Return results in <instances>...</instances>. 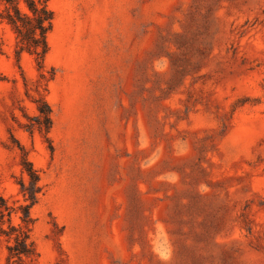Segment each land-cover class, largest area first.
<instances>
[{
	"label": "rangeland",
	"instance_id": "obj_1",
	"mask_svg": "<svg viewBox=\"0 0 264 264\" xmlns=\"http://www.w3.org/2000/svg\"><path fill=\"white\" fill-rule=\"evenodd\" d=\"M49 5L53 150L0 25V193L24 202L22 146L40 264H264V0Z\"/></svg>",
	"mask_w": 264,
	"mask_h": 264
},
{
	"label": "trees",
	"instance_id": "obj_2",
	"mask_svg": "<svg viewBox=\"0 0 264 264\" xmlns=\"http://www.w3.org/2000/svg\"><path fill=\"white\" fill-rule=\"evenodd\" d=\"M53 20L54 11L49 5V0H0V25L8 26L14 34V60L23 79L24 92L37 109L36 114L27 116L24 127L29 131L37 129L49 141L51 150L53 148L49 131L52 126V108L46 98V92L48 82L55 75V68H47L45 58L49 51L47 36L52 29ZM23 52L33 57L38 71L35 80L29 79L24 73L20 63ZM5 54L3 42L0 40V56ZM3 79H6V76L0 71V80ZM21 149L22 176L18 183L24 202L13 207L0 193V236L7 242L4 264H40L39 252L31 237L34 219L30 214V207L37 202L44 186L39 169L29 160L22 146ZM12 213L17 214L18 223L11 221Z\"/></svg>",
	"mask_w": 264,
	"mask_h": 264
}]
</instances>
